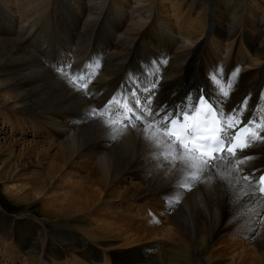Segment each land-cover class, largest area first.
Returning <instances> with one entry per match:
<instances>
[{
  "label": "bare ground",
  "instance_id": "obj_1",
  "mask_svg": "<svg viewBox=\"0 0 264 264\" xmlns=\"http://www.w3.org/2000/svg\"><path fill=\"white\" fill-rule=\"evenodd\" d=\"M148 1L135 3L133 15L129 16H125L122 8L112 7L102 23L107 26L101 31L94 30L93 26L102 17L101 8L104 6L105 9L106 0H48L42 11L38 8L40 0H0V101L10 99L11 105L34 116L38 129L50 130L51 144L59 147L63 163L59 170L69 163L76 167L81 164L79 161L96 162L90 169L96 180H86L84 184L90 181L97 185L100 188L94 190L97 196L90 189L83 195L84 201H78V205L73 202L76 209L83 207L79 222L96 220L91 214L97 212L101 197L105 194L111 198L118 186L135 178L142 184L133 185L132 192L131 187L125 190L130 202L132 200V210H137L132 217L154 223L160 220V211L169 214L165 224L170 228L163 235L161 229L154 226L132 228V232L139 235L137 239L145 233V240H149L147 245L132 240V248L125 250L123 246L104 244L107 247L105 264H234L225 258L233 246L229 249L216 247L225 238L234 239L235 244L240 239H247L254 253H260L264 261V198L252 187H246L248 182L243 179L253 170H256V177L264 171V146L258 144L246 150L255 159L249 161L250 166H242L238 173H232L234 178L238 176V182L233 179L229 186L219 176L235 164V160L229 158L226 164L221 161L218 168L204 172L187 190L178 186L183 182L179 163L173 167L167 160L154 156L156 148L145 139L142 123L136 122L135 127L128 121H124L126 127L109 124L106 122L109 119L107 111L103 116L87 115L93 110L104 109L113 97L121 103L126 96L131 101L133 87L138 89L143 105V97L149 95L143 89L155 83L154 108L183 105L189 94L195 97L203 89L214 105L224 101L225 114L247 98L250 107L244 120L247 121L250 114L264 117V0H259L260 4L244 0H194L200 9L195 18L199 23L188 30L181 14L186 9L176 12L179 34L190 38L207 12L216 24H210L209 36L213 43L207 45V38L203 41L197 38L194 46L189 47L181 40H171L159 24L160 19L151 21L153 12H150ZM59 9L66 15L58 16ZM216 25L219 28L213 32ZM153 34L156 36L154 41ZM51 36L59 38L66 49ZM220 40L224 46L220 45ZM136 41L139 44L134 52ZM163 45L169 50L132 58L153 53ZM222 47L229 48L226 57L203 58L221 53ZM89 49L96 55L87 54ZM196 50H199V56L193 53ZM238 52L250 54L253 59L240 58ZM192 53L193 60H198L196 64L188 62ZM203 59L207 67L201 65ZM242 63L248 65L247 71H243ZM64 67L68 69L67 75L61 71ZM215 69L221 72L227 89V82H231L230 96L224 97L220 86L210 80V76L216 75ZM73 75L77 79L84 76L90 80L87 89L73 85L70 82ZM120 111L122 113L123 109ZM54 166L58 167V164ZM82 187L74 188L77 198L81 197ZM142 208L151 209L146 211L148 218L138 215ZM104 228L98 226L91 232L100 231L101 237H113L114 229ZM0 233L10 240L15 237L19 241L18 249L25 256L40 250L44 257L60 256L50 240L47 243L45 230H25L15 226L4 227ZM30 240L33 243H29ZM93 250L87 242L83 259L90 262ZM94 256L100 259L96 253ZM262 260L259 259L261 264Z\"/></svg>",
  "mask_w": 264,
  "mask_h": 264
},
{
  "label": "rangeland",
  "instance_id": "obj_2",
  "mask_svg": "<svg viewBox=\"0 0 264 264\" xmlns=\"http://www.w3.org/2000/svg\"><path fill=\"white\" fill-rule=\"evenodd\" d=\"M244 1L252 3L255 1V4H260L259 0ZM47 3L48 0H40L38 8L41 9V11L45 10V5ZM135 3H139V0H106L105 9L104 6L101 8L104 13L93 26V29L105 30L107 24L102 23L105 21V18H108L112 7L122 8L125 16L133 15L132 8ZM148 3L150 12H153L151 14V21L154 20L155 22L160 19L161 23L159 24L166 30L168 35L171 36V40L176 42L177 40H181V42L185 43L188 47L194 46V42L197 38L200 41L207 38V45L214 42L213 38L211 39V36H209V31L211 30L210 24L216 23L214 20H211L212 18L209 16L208 12L207 16L201 21V25L197 27L195 32L193 31L191 33L192 35H190V38L182 37L181 34H179L181 30L176 24V12L180 13V10L186 9V11H183L181 14L183 15L182 20L187 22L188 30L192 27L191 25L199 23L195 18L198 17L200 9L197 2L194 0H149ZM15 7L18 8L17 4ZM21 7L23 8L24 6L22 5ZM61 15L65 16L66 12L59 9L58 16ZM201 18L200 16L199 20ZM205 19L207 21H205ZM82 20L83 18H81V21ZM20 22L21 21H19V23ZM77 28L79 30V27ZM218 28L219 27L216 25L213 32ZM191 31L192 30L189 32ZM51 37H53L52 39L54 42L66 49L64 43L59 38L55 36ZM155 37L156 36L153 34V41ZM219 42L220 45L224 46L225 43H223V40ZM100 43H106V41H100ZM138 44V41L134 43V52L138 48ZM170 48L172 49L173 47L170 46ZM174 48H176V46ZM162 50L168 51L169 48L165 45L161 47L158 46L153 53L133 56L132 58L157 54ZM228 50L229 48L222 47L221 53L207 55L203 58H224L227 56ZM193 53H195V56L200 55L199 50ZM193 53L190 55L188 62L196 64L198 60H193ZM87 54L96 55V53H91L90 49ZM237 54L240 58L253 59L250 54L244 55L242 52H238ZM200 58H202V56H200ZM203 61L204 63L202 62L201 65L207 67L208 65H205L204 59ZM241 65L242 67L244 66L243 71L248 70V65L245 63ZM47 68L53 70L50 66ZM215 70L216 75L218 73V85L220 88L223 87L224 90H228L225 87L224 81L221 79V72L217 69ZM11 104L12 102L8 98L0 101V231L4 227L8 228L15 226L25 230H45L47 243L48 240H50L51 246L55 247L54 250H59L60 256L48 258L46 255L44 257L41 250L29 257L25 256L20 249H18L19 241L15 237H12L13 240H10L4 237V233H0V264H105L107 247L104 244L108 247L111 244L114 247L123 246L122 248L125 250H130L132 248V240H138L140 244L147 245L146 243H148L149 240H145V233H141L143 237L140 235L141 239H137L139 235L132 232V228L143 227L142 229H147L148 227L154 226L159 228V230L161 229V235L166 233L167 229L170 228V226L165 224L169 214L165 215L163 211L159 212L160 220L154 223L132 217V214L136 213L137 210H132V200L130 202L128 198L129 195L125 193V190L131 187V189L129 188L131 191L132 187H134L133 185L142 184L141 181L136 178L134 180L127 179V181H124L125 183L118 186L117 192L111 198L108 199L105 197V194L101 197L102 200L98 204L97 212L91 214L92 217H96L94 218L96 220H91L90 223L79 222L81 217H83V215H80V211L83 210V207L77 206L76 209V207L73 206V202L76 201L78 205V201H84L83 195L88 193L90 189L92 194L97 196L94 190H99L100 188H97V185L90 182L96 180L90 172V169L94 167L96 162L79 161L81 164L76 167L71 166L69 163L63 169L59 170V167H61L63 163L60 161L59 147L57 144L56 146H52L51 144L53 139L51 138L50 130L45 127V129H38L35 125L36 119L34 116L23 113ZM2 112H5L6 116H2ZM12 112H14V114ZM12 115L16 117V119H14ZM37 131L40 133H37ZM54 164H58V167L54 166ZM86 180L90 181L84 184ZM79 186H83L81 189L82 194L80 198H77L78 194L74 191V188ZM120 192H122V195H120ZM72 198L76 200H71ZM150 210V208H142L138 215L140 218H148L146 211L150 212ZM75 212L79 213L76 214ZM145 214L147 217H145ZM82 223H85V225ZM87 225L92 226L89 228ZM259 225L262 228V221L259 222ZM98 226L100 228H104L103 226H105L107 229L108 227H110L109 229H114V233L112 234L113 237H109V235V238L107 236L101 237L100 231L91 232L92 229H96ZM132 234L135 235L134 238H132ZM87 242L95 249L92 251L94 252L92 254L93 259H90V262L89 260L83 259V256L86 255L84 245ZM29 243H33L32 240H30ZM128 243L131 245L127 246L126 244ZM235 243L234 239L230 240L225 238V240L219 242L216 247L221 246L223 249L226 247L229 249L230 246H233V249L228 251L225 258L232 260L234 264H238L240 261H245L244 264H261V262H259V259L262 260L260 253H254V248L248 245L247 239L243 238L239 240V243ZM95 253L100 256V259L94 256ZM262 264H264V261Z\"/></svg>",
  "mask_w": 264,
  "mask_h": 264
},
{
  "label": "snow or ice",
  "instance_id": "obj_3",
  "mask_svg": "<svg viewBox=\"0 0 264 264\" xmlns=\"http://www.w3.org/2000/svg\"><path fill=\"white\" fill-rule=\"evenodd\" d=\"M61 71L67 75L68 69L64 67ZM236 71L238 72V69ZM217 75L210 76V80L216 84L219 83ZM70 82L87 89L91 81L86 80L84 76L77 79L73 75ZM227 87L229 90L232 88L231 82H227ZM155 88L156 84L153 83L143 89L149 93L143 97V105L138 89L133 87L130 93L131 101L126 96L121 103L120 99L113 97L104 109L93 110L87 115L103 116L107 111L109 119L106 122L109 124L126 127L124 121H128L135 127L136 122L142 123L145 139L156 148L154 156L167 160L173 167L179 163L178 171L183 176L179 187L190 190L192 182L199 181L204 172L218 168L221 161L226 164L229 158L234 159L235 164L227 173H219V176L225 179L229 186L232 185L233 179L238 182V176L234 178L232 173H238L242 166H250L249 161L255 159L246 150H251L258 144L264 146V135H261L264 133V117L250 114L247 121L244 120L250 107L247 98L225 114L224 101L214 105L203 89L195 97L189 94L183 105H177L175 108L158 105L154 108ZM229 90L220 89L224 97L229 95ZM120 109H123L122 113ZM255 171L253 170L250 176L243 177L244 181L248 182L245 186L252 187L254 192L264 193V174L256 177ZM211 178L210 176L209 179Z\"/></svg>",
  "mask_w": 264,
  "mask_h": 264
}]
</instances>
